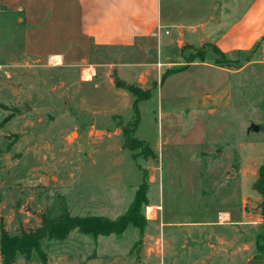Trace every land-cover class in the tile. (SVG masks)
<instances>
[{"label": "rangeland", "instance_id": "1", "mask_svg": "<svg viewBox=\"0 0 264 264\" xmlns=\"http://www.w3.org/2000/svg\"><path fill=\"white\" fill-rule=\"evenodd\" d=\"M15 27L9 32L4 23L0 35V215L8 220L10 231L34 229L42 214L57 215L64 207L73 215L116 218L130 208L140 184H148L143 236L134 225L121 237H94L75 229L63 240L42 241L46 259L37 252L31 260L19 257L16 264H246L252 258L264 259L262 196L253 191L254 181H248L245 193L242 186V194L226 199L234 212L231 218L210 212L222 207L227 177L220 175L221 165L204 167L208 177L201 204L209 213L182 207L196 200L187 196V183L181 182L190 170L184 162L177 169L172 166V176L177 173L182 186L171 185L166 173L161 198L160 156L152 146L162 133L157 97L140 102L139 117L134 99H142V90L136 94L120 89L114 68L100 67L87 80L84 65L55 64L25 54L23 33ZM209 49L186 44L179 62H190ZM95 55L89 56L90 63L104 57ZM245 58L230 68L238 69ZM182 64L168 67L166 60L157 59L159 81ZM231 85L230 108L212 125L219 130L220 144L211 149L231 154L221 161L232 160L237 168L246 162L243 155L249 163L263 164L264 66H249L233 75ZM126 137L135 149L125 145ZM240 142L254 149L243 153ZM149 191L155 202L164 198V211L150 205ZM168 210L177 213H165Z\"/></svg>", "mask_w": 264, "mask_h": 264}, {"label": "crops", "instance_id": "2", "mask_svg": "<svg viewBox=\"0 0 264 264\" xmlns=\"http://www.w3.org/2000/svg\"><path fill=\"white\" fill-rule=\"evenodd\" d=\"M4 23L9 32L17 24L23 33L25 54L55 64L84 65L95 73L100 67H112L127 88L151 90L148 99L157 97L162 120L159 141L152 145L160 156L161 198L165 192L163 176L167 173L170 184L178 186L180 181L177 173L172 176V166L177 169L184 162L190 170L181 182L187 183V196L197 203L183 202L186 206L182 207L195 208L196 214L209 213V208L201 204L208 177L204 167L221 165L224 169L220 175L227 177L220 194L222 207H212L210 212L231 218L234 212L226 199L242 194V186L245 193L248 181H255L262 164L249 163L247 155H243L244 164L240 159L239 168L232 160L222 162L231 154L215 146L211 149L217 141L220 144L219 130L212 125L216 116L230 108L233 75L249 66H264V0H0V35ZM186 44L215 45L230 60H246L238 69L220 66L212 48L203 57L179 62ZM93 54L104 57L90 63ZM157 59L166 60L168 67L174 63H184L185 67L159 81ZM148 99H134L139 115L140 102ZM238 146L243 153L254 149L244 142ZM149 201L157 210L166 208L164 198L161 203L155 202L150 191ZM1 219L10 231L8 220L0 215Z\"/></svg>", "mask_w": 264, "mask_h": 264}, {"label": "trees", "instance_id": "3", "mask_svg": "<svg viewBox=\"0 0 264 264\" xmlns=\"http://www.w3.org/2000/svg\"><path fill=\"white\" fill-rule=\"evenodd\" d=\"M264 39V38H263ZM213 51L217 54V64L223 67H229L231 63H239V60H230L226 57L217 46L212 45ZM205 52L199 56H204ZM190 61H193L190 60ZM185 66L174 68L167 71L163 75L162 80L168 75L184 69ZM118 86L127 87V84L116 78ZM149 91V93H148ZM151 90L141 92L142 99L150 97ZM145 95V96H142ZM134 109L139 113L138 101L134 102ZM136 113V114H138ZM140 117V115H139ZM139 123V119L135 122V129ZM125 145L131 149H135L133 144L130 145L128 137H126ZM253 189L262 196L261 215L264 219V163L259 167L257 178L253 183ZM148 184L146 181L138 187L135 198L130 208L124 214L109 218L103 215H73L67 207L62 211L53 215L52 211L42 214L41 224L34 229L21 228L17 233L9 231L3 219L0 221V255L2 258L1 264H16L19 257H24L26 260H31L34 253H39L44 259L46 254L42 249V241L44 239H65L72 230L78 229L84 234H91L94 237L100 235H116L121 237L130 225H134L140 229V234L143 236L146 218L142 214V209L148 203Z\"/></svg>", "mask_w": 264, "mask_h": 264}, {"label": "water", "instance_id": "4", "mask_svg": "<svg viewBox=\"0 0 264 264\" xmlns=\"http://www.w3.org/2000/svg\"><path fill=\"white\" fill-rule=\"evenodd\" d=\"M131 89L136 94H138L139 91H140L139 87H132ZM246 264H264V259H262V258H252V259L248 260Z\"/></svg>", "mask_w": 264, "mask_h": 264}, {"label": "bare ground", "instance_id": "5", "mask_svg": "<svg viewBox=\"0 0 264 264\" xmlns=\"http://www.w3.org/2000/svg\"><path fill=\"white\" fill-rule=\"evenodd\" d=\"M57 60H60V57L56 58ZM95 74V71L93 68H88L83 71V77L87 80L91 79L92 76ZM76 133H74L75 135Z\"/></svg>", "mask_w": 264, "mask_h": 264}]
</instances>
